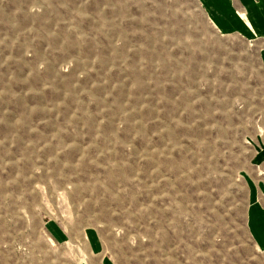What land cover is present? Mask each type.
Listing matches in <instances>:
<instances>
[{
	"label": "rangeland",
	"instance_id": "obj_1",
	"mask_svg": "<svg viewBox=\"0 0 264 264\" xmlns=\"http://www.w3.org/2000/svg\"><path fill=\"white\" fill-rule=\"evenodd\" d=\"M223 1L0 0V264H264V24Z\"/></svg>",
	"mask_w": 264,
	"mask_h": 264
},
{
	"label": "crops",
	"instance_id": "obj_2",
	"mask_svg": "<svg viewBox=\"0 0 264 264\" xmlns=\"http://www.w3.org/2000/svg\"><path fill=\"white\" fill-rule=\"evenodd\" d=\"M223 2L228 3L227 0ZM240 2H242L246 6L247 15L249 16V18L264 24V0H258L257 2H254L253 0H236V4L241 8L242 6L240 5ZM261 29L264 30V27H261ZM261 38L262 40H264V37ZM261 216L264 217V212H260L259 216H257L258 222L254 227L255 234H257L259 238L264 240V218H262Z\"/></svg>",
	"mask_w": 264,
	"mask_h": 264
}]
</instances>
